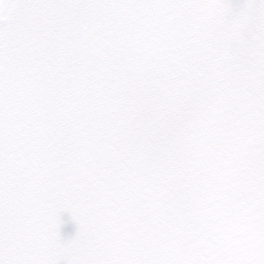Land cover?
<instances>
[{"label":"snow or ice","instance_id":"obj_1","mask_svg":"<svg viewBox=\"0 0 264 264\" xmlns=\"http://www.w3.org/2000/svg\"><path fill=\"white\" fill-rule=\"evenodd\" d=\"M0 264H264V0H0Z\"/></svg>","mask_w":264,"mask_h":264},{"label":"water","instance_id":"obj_2","mask_svg":"<svg viewBox=\"0 0 264 264\" xmlns=\"http://www.w3.org/2000/svg\"><path fill=\"white\" fill-rule=\"evenodd\" d=\"M64 221L65 223L62 224V231L65 233V234H70V233H74L75 230H76V223L74 220H72L70 214L68 213H64Z\"/></svg>","mask_w":264,"mask_h":264}]
</instances>
